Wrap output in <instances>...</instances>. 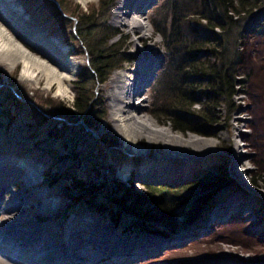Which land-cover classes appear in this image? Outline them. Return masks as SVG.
<instances>
[{"label":"rangeland","instance_id":"obj_1","mask_svg":"<svg viewBox=\"0 0 264 264\" xmlns=\"http://www.w3.org/2000/svg\"><path fill=\"white\" fill-rule=\"evenodd\" d=\"M109 1L87 0L82 3L79 0H12L15 5L21 7L23 13L28 17L26 22L29 28L37 29L46 34L45 36L58 38L69 47V54L77 59L80 65L74 78L70 81L71 88L68 95L60 96L55 93L57 90L56 85L45 88V77H40L37 83H30V81L22 79V63H16L12 68H9L4 62L0 61V93H13L20 101H25L37 107L42 106V108L44 106L52 108L53 103L46 105V100L70 104L77 93L73 82L81 72L82 78L86 80L85 92L91 98L90 104H93L94 110H97L96 113L99 119H96L99 122H95V127L88 126V129L93 131L94 135L89 130V134L83 135L81 133V147L84 146L83 148L87 149L86 152L97 158L99 174L110 176L111 169L114 166L116 168L115 176L121 182L123 181L126 185H130L138 191L149 190V186L157 189L161 187L177 188V194L181 197H187L194 191V188L198 187L194 175L197 172L203 174V169L210 172L215 165L220 164L224 170V176L212 184L211 187L215 188L209 194L213 193L214 197L210 207L201 212L202 218H197L199 220L198 224L173 235L161 233L133 235L130 232L121 230L118 226H114L104 214L83 205L85 202L83 197L70 200L56 192V189H60V186L47 180L46 169L52 163L48 149H36L34 152L21 154L18 149L10 148L14 142L7 143V139L10 137L7 138L3 134L5 126L1 124V122H5L3 114L7 107L0 104V161L3 164L2 168L9 170L12 174L11 177L9 176L4 180L3 186L17 194L16 196L19 197L17 202L23 204L20 210L26 213V218L30 222L24 228V232L29 234L33 227L39 228L42 226L52 230L53 235H51L58 242L61 241L69 245L72 233L81 224L86 223L96 225L99 228L107 227L119 239L130 237L133 240L145 241L146 238H153L159 241V243L153 244L156 246L155 248L143 250L142 247H138L134 250H128L130 254L122 260H116V257L109 259L97 258L96 261L103 259V264H264V246L258 249L254 246L256 243L264 244V240L257 237L258 234L264 237V214L262 210L257 208L262 203V209L264 210V29L261 33L251 34L248 32L249 34H246L243 46L245 53L244 73L239 76L245 80V83L238 82L236 85L237 93L233 96V103H223L218 108L220 110V113H218L219 118L205 127L203 131H178L174 130L171 123L167 122L165 115L156 111V105L154 104V90L169 61V52L165 48L163 37L156 34L152 24L153 14L164 0L144 2L142 19L144 18L143 21L150 27L151 38L148 42H139L138 46L140 52L153 51L152 56L156 60L153 63L151 62L153 68L149 71V81L144 85V89L140 93L141 97L136 96L138 99L135 97L137 102L145 98L144 104L141 105L144 109L142 114L151 116L160 126H170L175 133L180 135L186 137L195 135L214 141L213 145H209V147H212L213 152L203 160L193 162L186 170H180L177 173L166 169L167 173H171V175H164L161 176L163 178H160L156 176V173L159 172L157 168L143 169L142 163L145 158L140 154L130 152V149L124 145L122 135L112 120L111 106L115 103L114 99L119 96L120 91L116 93L114 89L111 90V80L115 75L137 66V64L133 65L136 60L132 59V55L139 51L134 46V40L143 33L134 32L114 22L113 10L116 6H119V2L122 0H114L108 9H102L104 7H101L100 3ZM82 12L92 16V20L87 27L82 22L77 24L78 15ZM257 14H259L258 20L264 22V11H258ZM249 16L248 14L243 18L241 25L235 28L233 33L239 34L244 29V23L250 19ZM9 30L12 31L11 28ZM86 31H91L97 38H104L111 33H116L106 44L101 45L102 47L112 45L113 50H118L116 56L119 59L115 62L116 68L108 73L103 82L96 80L95 73L90 68V50L83 40ZM18 40L34 53H40L30 40L21 37H18ZM143 57L146 58L145 56L141 58ZM120 59L122 60L120 61ZM198 98H200V102L206 100L204 97ZM199 106L200 104L196 107L199 108ZM15 109V106L11 105V113H14ZM97 115L90 116L88 120L96 121ZM80 120L83 124L84 119L80 118L78 122ZM9 132L12 137H16V141L17 139H24L23 136L25 137L22 133L16 135L14 125L9 127ZM139 144L150 148V158L164 151L163 140L149 145L147 139H140ZM98 146L101 149L100 155L104 157L101 162L99 161L101 157L98 153ZM203 153V149L197 150L198 155ZM241 157L244 158L245 163L241 166L234 165V162L239 161ZM20 160L29 162L37 170L35 176L31 178L27 176V170ZM77 166L73 162L71 165L65 160L59 162L60 172L66 173V177L67 172L74 171L83 180L93 178L94 181H98L99 177L96 172L88 167ZM27 177L29 181L38 184L27 188L26 186L29 183L26 181ZM66 177L62 179L68 182L69 179ZM16 178L19 180L14 185ZM222 179L225 184L221 183ZM227 184H229L228 187L224 189L223 186ZM220 187L223 188V191L217 193ZM9 195L6 194L5 196L3 194V197L6 198ZM235 196L241 197L242 200L231 203ZM47 197L60 200L58 207L50 209V212L43 210ZM247 201L251 205H246ZM1 204L2 201L0 202V208ZM39 232L45 234L47 231L41 230ZM213 235L217 237L218 241L204 240L207 237L213 238ZM233 237H238V240L246 239V241L234 242ZM196 242L205 249L194 251L189 248ZM219 242L224 250L219 249ZM187 247L189 248L188 251L185 250ZM86 248L89 249V247ZM175 249H183L186 252L164 258L165 255L170 251L174 252ZM242 249L246 252H243ZM1 251L3 252L4 249ZM83 252L77 250L75 254L81 257ZM161 257L163 258L158 261ZM94 263V261H90L87 264ZM73 264L81 263L73 262Z\"/></svg>","mask_w":264,"mask_h":264},{"label":"trees","instance_id":"obj_2","mask_svg":"<svg viewBox=\"0 0 264 264\" xmlns=\"http://www.w3.org/2000/svg\"><path fill=\"white\" fill-rule=\"evenodd\" d=\"M113 1L101 2L100 5L106 10ZM256 11H264V0H164L156 9L152 24L156 34L163 37L169 61L154 90V104L156 111L166 116L174 130L201 132L219 118L218 108L223 103H233L236 85L238 82L245 83L239 76L244 73L246 34L261 33L264 29V22L258 20ZM248 14L250 19L244 20V29L239 34L233 33ZM91 20V15L82 12L78 15L77 24L82 22L87 27ZM115 34L104 38H97L91 31L84 34L83 40L91 55L90 68L98 82L106 79L119 60L116 56L118 50H113L112 45L101 46ZM82 77L80 72L73 82L77 92L73 101L66 104L46 100V105L53 103L52 108L44 105L43 108L37 107L20 101L13 93L1 92L0 104L7 107L3 114L5 122L1 124L5 126L3 134L10 137L7 143L14 142L10 148L18 149L21 154L48 149L52 163L46 169L47 180L60 186L56 192L70 200L83 197V205L104 214L114 226L133 235H173L198 224L197 218H202L201 212L210 207L214 197L213 193L209 194L215 188L214 185V188L211 187L212 184L224 176L222 166L217 164L210 172L203 169V174L197 172L194 177L200 189L194 188L187 197L179 196L177 188L169 187L157 189L149 186V190L138 191L115 176L114 166L110 176L99 174L97 158L86 152L84 146L81 147V133L89 134L88 126L95 127V122H99L97 110H94L91 98L85 92L86 80ZM198 97H204L205 102H200ZM198 104L199 108L196 107ZM11 105L16 108L14 113L10 111ZM93 115H97L95 120H98H88ZM80 118L84 119L83 124L78 122ZM11 125L15 126L16 135L22 133L26 138L23 136L24 139L16 141V137L9 132ZM98 150L101 162L104 157L100 155L99 146ZM64 160L71 165L73 162L76 166L90 168L98 175V181L93 178L83 180L74 171L67 172L66 177L59 167V162ZM64 177L69 181L62 179ZM221 183L225 184L223 179ZM223 188L220 187L217 193ZM213 236L204 240H217ZM257 237L264 240L259 234ZM233 241L246 239L235 237ZM254 246L258 249L264 244L256 243ZM218 247L224 250L220 242ZM189 248L194 251L205 249L198 242ZM186 251L175 249L164 258Z\"/></svg>","mask_w":264,"mask_h":264},{"label":"bare ground","instance_id":"obj_3","mask_svg":"<svg viewBox=\"0 0 264 264\" xmlns=\"http://www.w3.org/2000/svg\"><path fill=\"white\" fill-rule=\"evenodd\" d=\"M79 1L84 3L87 0ZM144 2L149 3L150 0H122L119 2V6L113 10L114 22L143 34L134 40V46L139 51L132 55V59L136 60L133 65L137 64V66L115 75L111 80V90L114 89L116 93L120 91L119 96L114 99L115 103L111 106V116L122 135L124 145L130 149L131 153L140 154L145 158L142 163L143 169L157 168L159 172L156 173V176L163 178L161 176L171 175V173H167L168 169L177 173V171L186 170L193 162L203 160L210 155L213 150L209 145L214 141L195 135L188 137L180 135L175 133L170 126H160L154 118L142 114L144 109L141 105L144 104L145 98H139L140 101L137 102L135 97L140 96L144 85L148 83L149 71L153 68L152 63L156 60L152 56L153 51L140 52L138 46L139 42L145 43L151 38L150 27L143 21L144 18L142 19ZM27 18L21 7L15 5L12 0H0V61L9 68H12L16 63H22V79L30 81V83H37L40 77H45V88L56 85L55 93L67 96L71 88L70 81L79 69V61L69 54V47L58 38L45 36L46 34L41 31L29 28L26 22ZM8 28H11L12 31ZM18 37L30 40L40 53L31 51L18 40ZM142 56L146 58L143 57V59ZM131 76L134 78L132 79ZM140 139H147L149 145L163 140L164 151L150 158V148L140 145ZM198 149H203L204 153L198 155ZM20 162L27 170L28 177L35 176L37 170L29 162H24V160H20ZM244 163V158L241 157L239 161L234 162V165L241 166ZM2 166V161H0V202L2 201L0 251L4 249L3 252L1 251V264H73V262L87 264L90 261H94V264H103L104 260L96 261L97 258L116 257V260H122L130 254L128 252L130 249L142 247L143 250H148L156 247L153 244L159 243L153 238H146L145 241L133 240L130 237L119 239L107 227L99 228L86 223L81 224L72 233L69 245L61 241L58 242L52 237V230L42 226L33 227V230L26 234L24 228L30 222L26 218V213L20 210L23 204L17 202L19 199L17 194L3 186L4 180L11 177L12 174ZM28 177L26 178V181L29 182L27 188L38 184L29 181ZM18 180V178L15 179L14 185ZM3 194L10 195L4 198ZM47 198L43 207L44 211L55 209L60 204L58 198ZM239 200H242L241 197L235 196L231 203ZM247 204L251 205L249 201ZM262 206L263 204L260 203L257 208L264 214ZM41 230L47 232L43 234L39 232ZM77 250L84 251L81 257L75 254Z\"/></svg>","mask_w":264,"mask_h":264},{"label":"water","instance_id":"obj_4","mask_svg":"<svg viewBox=\"0 0 264 264\" xmlns=\"http://www.w3.org/2000/svg\"><path fill=\"white\" fill-rule=\"evenodd\" d=\"M0 85H1V84H0ZM79 122H81V120H80ZM87 130L91 131V130H90V129H88V128H87ZM91 132H92V134L94 135L93 131H91Z\"/></svg>","mask_w":264,"mask_h":264}]
</instances>
